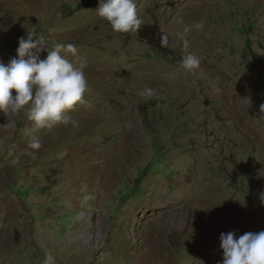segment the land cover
<instances>
[{
	"label": "rangeland",
	"instance_id": "rangeland-1",
	"mask_svg": "<svg viewBox=\"0 0 264 264\" xmlns=\"http://www.w3.org/2000/svg\"><path fill=\"white\" fill-rule=\"evenodd\" d=\"M136 4L122 34L98 0H0V63L35 33L89 85L75 125L0 113V264H220L221 233L264 230V0Z\"/></svg>",
	"mask_w": 264,
	"mask_h": 264
},
{
	"label": "clouds",
	"instance_id": "clouds-1",
	"mask_svg": "<svg viewBox=\"0 0 264 264\" xmlns=\"http://www.w3.org/2000/svg\"><path fill=\"white\" fill-rule=\"evenodd\" d=\"M98 3V15L113 32L126 34L140 30L143 21L138 15L136 0H98ZM192 27L202 31L205 25L197 22ZM189 31V26H184L178 32L185 49L188 41L184 34ZM167 40L166 35L162 36V45H166ZM42 51H47L44 59L40 58ZM70 56L79 61L78 65L69 59ZM200 63L193 54L185 55L180 61L186 71L198 68ZM86 66L87 62L79 57L74 44L56 43L49 49L42 35L27 33L26 37L18 40L16 56L7 64L0 63V113L15 115L26 111L33 132L61 124L75 125L68 113L77 105L89 103L85 99L89 90ZM153 94L152 88L140 92L145 98ZM261 110H264V105ZM41 146L39 137L32 136L29 147L39 149ZM219 241L222 250L220 264H264V230L240 236L234 231L221 233ZM42 264H54V258L48 255Z\"/></svg>",
	"mask_w": 264,
	"mask_h": 264
}]
</instances>
